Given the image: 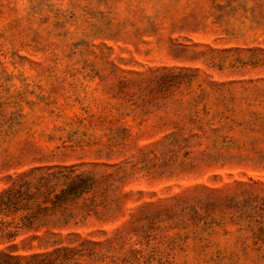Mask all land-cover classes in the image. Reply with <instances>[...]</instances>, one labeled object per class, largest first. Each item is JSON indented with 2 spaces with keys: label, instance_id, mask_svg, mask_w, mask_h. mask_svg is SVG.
I'll use <instances>...</instances> for the list:
<instances>
[{
  "label": "rangeland",
  "instance_id": "obj_1",
  "mask_svg": "<svg viewBox=\"0 0 264 264\" xmlns=\"http://www.w3.org/2000/svg\"><path fill=\"white\" fill-rule=\"evenodd\" d=\"M40 179L17 264H264V0H0V191Z\"/></svg>",
  "mask_w": 264,
  "mask_h": 264
},
{
  "label": "trees",
  "instance_id": "obj_2",
  "mask_svg": "<svg viewBox=\"0 0 264 264\" xmlns=\"http://www.w3.org/2000/svg\"><path fill=\"white\" fill-rule=\"evenodd\" d=\"M49 177L48 174L42 181H48ZM42 181L40 179L33 185L26 182L17 186L10 185L0 191V244L10 243L21 230L31 228L30 223L25 221L30 222L35 211L41 208L37 197L43 192ZM16 214L19 215L20 222L15 221ZM11 247H13L11 244L7 246ZM12 259L10 254L0 251V264H17Z\"/></svg>",
  "mask_w": 264,
  "mask_h": 264
}]
</instances>
